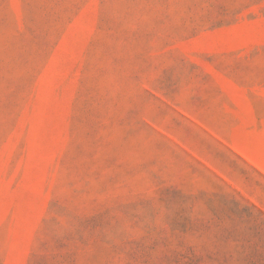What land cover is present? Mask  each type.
I'll return each instance as SVG.
<instances>
[{"label":"rangeland","instance_id":"obj_1","mask_svg":"<svg viewBox=\"0 0 264 264\" xmlns=\"http://www.w3.org/2000/svg\"><path fill=\"white\" fill-rule=\"evenodd\" d=\"M0 264H264V0H0Z\"/></svg>","mask_w":264,"mask_h":264}]
</instances>
